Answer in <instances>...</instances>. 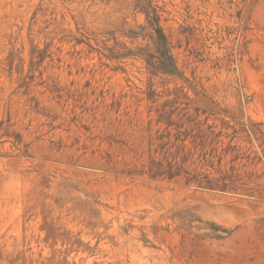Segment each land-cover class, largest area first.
<instances>
[{
    "label": "rangeland",
    "instance_id": "1",
    "mask_svg": "<svg viewBox=\"0 0 264 264\" xmlns=\"http://www.w3.org/2000/svg\"><path fill=\"white\" fill-rule=\"evenodd\" d=\"M0 264H264V0H0Z\"/></svg>",
    "mask_w": 264,
    "mask_h": 264
}]
</instances>
